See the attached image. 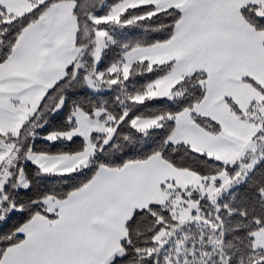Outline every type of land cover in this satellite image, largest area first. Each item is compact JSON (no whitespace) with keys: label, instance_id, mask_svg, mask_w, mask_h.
Segmentation results:
<instances>
[{"label":"snow or ice","instance_id":"snow-or-ice-1","mask_svg":"<svg viewBox=\"0 0 264 264\" xmlns=\"http://www.w3.org/2000/svg\"><path fill=\"white\" fill-rule=\"evenodd\" d=\"M0 264H264V0H0Z\"/></svg>","mask_w":264,"mask_h":264}]
</instances>
